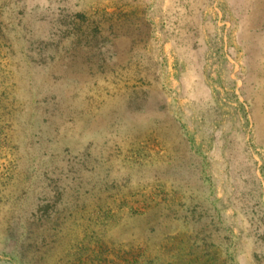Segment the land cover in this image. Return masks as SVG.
Instances as JSON below:
<instances>
[{
  "label": "rangeland",
  "instance_id": "rangeland-1",
  "mask_svg": "<svg viewBox=\"0 0 264 264\" xmlns=\"http://www.w3.org/2000/svg\"><path fill=\"white\" fill-rule=\"evenodd\" d=\"M245 1L0 0V264H264Z\"/></svg>",
  "mask_w": 264,
  "mask_h": 264
},
{
  "label": "crops",
  "instance_id": "crops-1",
  "mask_svg": "<svg viewBox=\"0 0 264 264\" xmlns=\"http://www.w3.org/2000/svg\"><path fill=\"white\" fill-rule=\"evenodd\" d=\"M246 2V8L249 9L248 0ZM261 6H264V1L261 3ZM252 6H250L251 8ZM256 10L252 11L254 13H248V10H245L243 14H251L256 15L258 18L261 17L264 19V8L255 7ZM241 9V8H239ZM259 9V10H258ZM240 10L238 11V13ZM250 16V15H249ZM264 26V23H263ZM248 28V27H247ZM260 31L264 32V27L260 29ZM247 31H242L238 34L240 42L242 41L243 48L246 45H249L251 42H254L256 48L249 50L247 46L243 50L244 53V69L242 75L238 79L240 83V87L236 89L238 92L237 98L239 100V106L241 109L245 110L247 113V119L251 122V128H254L255 136L253 137V141L258 146V148L264 153V35H255L252 36L253 39L248 38V35L245 37L244 33ZM253 46V45H252ZM258 48V49H257ZM246 54V55H245ZM256 128V129H255ZM261 128L260 135L261 140L258 138L257 129ZM241 130L239 129V132ZM252 137L250 142L248 143V148L251 150ZM250 158V155H249ZM254 166V165H253ZM249 173H252V169L249 167ZM212 250V259H204L203 256L206 254H199L200 257L197 258L198 264H209L212 261V264H220V254L218 252V248L212 247L207 248L209 253ZM204 250V251H207ZM214 251V252H213ZM216 255V257H215ZM202 256V257H201ZM179 264V263H178Z\"/></svg>",
  "mask_w": 264,
  "mask_h": 264
}]
</instances>
